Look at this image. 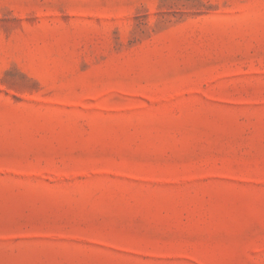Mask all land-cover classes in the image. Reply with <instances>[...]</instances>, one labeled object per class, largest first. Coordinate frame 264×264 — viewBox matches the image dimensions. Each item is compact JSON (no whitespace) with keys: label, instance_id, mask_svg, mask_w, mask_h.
Here are the masks:
<instances>
[{"label":"rangeland","instance_id":"rangeland-1","mask_svg":"<svg viewBox=\"0 0 264 264\" xmlns=\"http://www.w3.org/2000/svg\"><path fill=\"white\" fill-rule=\"evenodd\" d=\"M0 264H264V0H0Z\"/></svg>","mask_w":264,"mask_h":264}]
</instances>
